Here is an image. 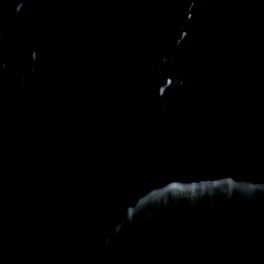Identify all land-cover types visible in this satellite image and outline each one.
I'll return each instance as SVG.
<instances>
[{"label": "water", "instance_id": "1", "mask_svg": "<svg viewBox=\"0 0 264 264\" xmlns=\"http://www.w3.org/2000/svg\"><path fill=\"white\" fill-rule=\"evenodd\" d=\"M0 264H264V0H0Z\"/></svg>", "mask_w": 264, "mask_h": 264}]
</instances>
